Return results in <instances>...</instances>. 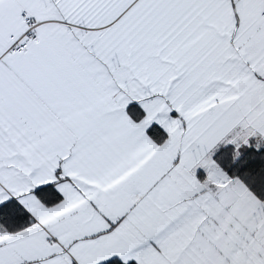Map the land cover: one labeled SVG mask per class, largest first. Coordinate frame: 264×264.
I'll use <instances>...</instances> for the list:
<instances>
[{
	"label": "snow or ice",
	"instance_id": "1",
	"mask_svg": "<svg viewBox=\"0 0 264 264\" xmlns=\"http://www.w3.org/2000/svg\"><path fill=\"white\" fill-rule=\"evenodd\" d=\"M0 264H264V0H0Z\"/></svg>",
	"mask_w": 264,
	"mask_h": 264
}]
</instances>
